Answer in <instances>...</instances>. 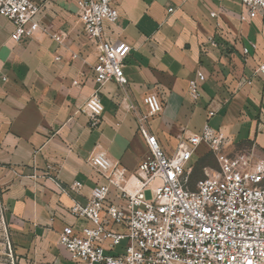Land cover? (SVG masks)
I'll return each mask as SVG.
<instances>
[{
	"label": "crops",
	"instance_id": "0c3cea01",
	"mask_svg": "<svg viewBox=\"0 0 264 264\" xmlns=\"http://www.w3.org/2000/svg\"><path fill=\"white\" fill-rule=\"evenodd\" d=\"M36 1L43 11L32 38L14 41V25L0 17V189L15 264H83L58 239L65 227L79 233L89 224L70 209L106 183L88 159L102 150L137 169L149 149L130 107L146 112L143 98L151 92L164 102L150 130L166 153L209 124L225 135V155L264 159V80L254 74L264 61V17L242 21V0H118L119 18L105 33L131 46L129 85L99 89L104 112L97 125L84 108L99 88L92 72L98 51L84 33L78 0ZM197 71L206 80L195 103L189 81ZM208 154L203 145L194 161ZM74 183L82 185L79 193L61 191ZM109 202L123 203L115 188Z\"/></svg>",
	"mask_w": 264,
	"mask_h": 264
},
{
	"label": "built area",
	"instance_id": "2783aa9c",
	"mask_svg": "<svg viewBox=\"0 0 264 264\" xmlns=\"http://www.w3.org/2000/svg\"><path fill=\"white\" fill-rule=\"evenodd\" d=\"M117 3L77 1L84 33L98 51L92 72L99 88L84 108L93 125L100 123L104 112L99 89L110 82L124 89L129 85L124 67L131 46L113 42L105 33L106 24L117 23ZM242 6L246 11L242 21L264 17V0H242ZM42 11L43 5L36 0H0V17L12 22L17 42L34 37L40 30ZM54 39L64 42L61 35ZM248 53V49L243 50L244 55ZM254 74L264 80V61ZM205 80V74L197 71L189 81V94L195 103ZM143 104L144 113L134 106L130 109L135 111L138 133L149 154L133 172L111 160L105 151L91 154L89 164L106 183L94 188L86 204L73 202L70 214L89 224L79 233L65 227L59 234V245L71 260L83 264H264V159L225 155V135L209 124L201 132L180 139L177 150L168 154L150 130L151 121L164 109L163 99L158 92H151ZM214 115L209 111V118ZM203 145L216 156L219 167L204 168V178L192 189L194 156ZM111 188L123 203L109 202ZM60 189L79 193L82 185ZM7 241L13 259L12 245Z\"/></svg>",
	"mask_w": 264,
	"mask_h": 264
},
{
	"label": "rangeland",
	"instance_id": "374dc122",
	"mask_svg": "<svg viewBox=\"0 0 264 264\" xmlns=\"http://www.w3.org/2000/svg\"><path fill=\"white\" fill-rule=\"evenodd\" d=\"M195 159V158H194ZM207 165L209 168L218 169L219 164L217 158L214 154H208V156L202 160L201 162L194 161V172L196 178L195 180H202L204 178V166ZM197 181V182H198ZM7 211L5 206L2 203V192L0 189V264H12L13 260H15V256L13 254V259L10 258L9 248H8V241L11 240L9 238V231L7 227ZM12 245V243H11ZM13 248V247H12ZM13 251V249H12Z\"/></svg>",
	"mask_w": 264,
	"mask_h": 264
},
{
	"label": "trees",
	"instance_id": "16d2710c",
	"mask_svg": "<svg viewBox=\"0 0 264 264\" xmlns=\"http://www.w3.org/2000/svg\"><path fill=\"white\" fill-rule=\"evenodd\" d=\"M202 160H200V162H201ZM205 168H207V165L206 166H204Z\"/></svg>",
	"mask_w": 264,
	"mask_h": 264
}]
</instances>
